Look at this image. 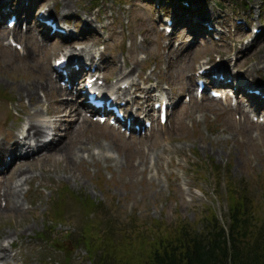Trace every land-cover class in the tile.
I'll return each mask as SVG.
<instances>
[{"label": "rangeland", "instance_id": "rangeland-1", "mask_svg": "<svg viewBox=\"0 0 264 264\" xmlns=\"http://www.w3.org/2000/svg\"><path fill=\"white\" fill-rule=\"evenodd\" d=\"M187 1L184 10L176 0H10L8 9L18 11L21 19L25 14L18 9L28 7L32 24L39 11L51 8L49 14L69 35L47 37L48 29L41 26L31 24L23 31L1 23V145L17 139L34 111L37 121L45 114L57 117L51 114L57 106L54 99L79 106L73 100L75 89L60 92L51 70L62 51L85 49L83 58L89 61L100 53L105 63L97 57L95 61L109 86L119 87V72H129L137 88H157L174 104L164 126L154 124L144 134L130 135L93 121L80 109L85 121L80 128L83 149L75 151V167L65 165L60 155L54 161L35 156L26 159L37 165L20 182L0 180L15 186L22 205L20 211L7 210L0 196V210H5L0 213V243L16 242L10 253H19L17 264H92L77 237L87 225L90 232L103 236L107 219L116 225V234H111L116 239L121 232L142 231L153 220L171 229L182 223L202 229L212 210L223 221L226 172L235 181L247 179L255 216L264 219V114L251 115L257 100L253 98L252 105L242 93L225 100L194 94V74L207 60L257 87L264 85V0H252L247 10L233 8L228 0L221 5L215 0ZM164 16L176 22L171 35L161 30ZM206 25L214 27L219 40L207 34ZM256 29L260 32L254 33ZM9 38L20 49L9 45ZM46 70L57 88L39 90V102L32 105L19 89L38 85ZM132 91L126 98L134 110L139 106L134 98L139 97ZM72 119L63 118L60 128L53 123V132L61 134L58 138L70 131ZM7 155L9 151L2 160ZM21 160L10 162L6 177ZM215 166L221 167L223 180L218 187ZM83 200L102 203L101 215H88Z\"/></svg>", "mask_w": 264, "mask_h": 264}, {"label": "trees", "instance_id": "trees-1", "mask_svg": "<svg viewBox=\"0 0 264 264\" xmlns=\"http://www.w3.org/2000/svg\"><path fill=\"white\" fill-rule=\"evenodd\" d=\"M251 0H232L247 7ZM216 186L223 181L221 170ZM227 213L221 222L216 213L204 217L202 229L182 223L171 229L160 220L144 225L136 234L120 233L107 219V233L97 236L87 225L78 236L92 264H264V219L255 216L247 179L235 181L224 173ZM217 191V190H216ZM102 203L92 202L91 211L98 215ZM167 228V229H165Z\"/></svg>", "mask_w": 264, "mask_h": 264}, {"label": "bare ground", "instance_id": "bare-ground-1", "mask_svg": "<svg viewBox=\"0 0 264 264\" xmlns=\"http://www.w3.org/2000/svg\"><path fill=\"white\" fill-rule=\"evenodd\" d=\"M2 6H4V0H0V8ZM47 11L51 12V9L49 8ZM25 17H28V14H26ZM85 51V49L82 50V53ZM69 54L73 55L72 57L79 56V54L75 53V51H70ZM218 68L221 70H226L225 66H220ZM43 72L44 79H42V81H39L38 85L26 87L25 89H19V93L24 94V97L28 98L32 105H36L39 102L37 98L39 90L47 91L53 88H57L55 82L49 77L48 71L46 70ZM126 75L127 74H125L124 76ZM127 80L128 79H125L121 83L123 84ZM58 90L60 92L62 91L61 88H58ZM190 90L191 85L188 84V91ZM54 102L57 106L51 110V114H58L56 117V121L58 122L59 126H61L60 124L63 123V118H73L70 122H68V129L70 131L66 132L64 138H53L51 141H44L43 138L46 135V131H49V129L52 130L53 122H40L35 120L34 117L38 115L37 111L29 114V120L24 124V127H22L21 133H19L23 135L22 140L17 137V139H13V141L7 147L0 144V180L4 178L6 181L17 180V182H20L21 177L32 171L34 168L33 166L37 165L29 163L26 159H34L35 156H37L36 160L39 161H54L55 159H58L57 156L60 155L65 165H69L71 168L75 167V165H73L76 162L75 151L83 149V143L80 136V128L85 121L81 118L82 112L80 108L76 106L73 101L71 102L60 98L54 99ZM82 104L80 103V105L83 107ZM29 141H33L34 144L31 145ZM6 151H9V154L12 155L13 159H22L20 164L15 167L7 177L5 175L10 171L6 174L5 171L9 167L8 165H4L5 163H3L2 160V156ZM79 162H82V160L80 159ZM46 171L48 170L46 169ZM8 183L9 182H2V184H0L2 185L0 186V196L8 203L7 210L20 211L22 205L19 201V193L14 188L15 186H7ZM2 212H5V210H0V213ZM21 234V232L17 234L15 233L16 236ZM15 247L17 248V245L14 241H11L7 246L0 243V264H17L18 260L16 257L19 253H10V248Z\"/></svg>", "mask_w": 264, "mask_h": 264}]
</instances>
